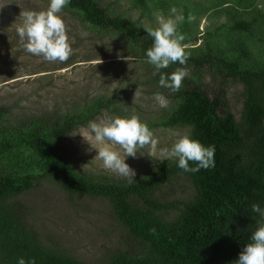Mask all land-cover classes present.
I'll list each match as a JSON object with an SVG mask.
<instances>
[{"label": "rangeland", "instance_id": "obj_1", "mask_svg": "<svg viewBox=\"0 0 264 264\" xmlns=\"http://www.w3.org/2000/svg\"><path fill=\"white\" fill-rule=\"evenodd\" d=\"M94 1L110 17L126 18L145 30L158 27L157 16L167 17L175 7L185 15L178 31L185 37L183 43L190 45L187 52L197 50L195 54L200 55L208 46L215 56L236 61L246 70H264V0ZM47 7L48 0H0V108L5 110L0 117V174L36 176L32 188L13 200L32 212L29 222L42 241L54 242L84 264H100L123 242V232L110 219L107 202L71 197L54 180L42 177V166L24 144V135L38 128L41 142L46 141L77 174L125 184L126 179L91 162L96 153L77 134L89 121L136 115L153 132L155 142L126 160L135 171L134 183L175 163L161 152L171 148L175 134L190 136L191 128L162 126L179 103L172 98L174 91L159 85L155 68L125 35L85 23L77 10L66 6L61 13L73 49L67 60L48 62L27 53L15 31L19 17L24 11L40 12ZM236 20L250 23L249 28L234 31ZM237 93L238 89L229 90L228 102L238 119L241 100ZM157 95L167 100V106L160 105ZM77 114L87 117L85 126L76 127L63 139L51 136V130ZM191 194V186L181 178L158 196L174 200L189 199Z\"/></svg>", "mask_w": 264, "mask_h": 264}, {"label": "trees", "instance_id": "obj_2", "mask_svg": "<svg viewBox=\"0 0 264 264\" xmlns=\"http://www.w3.org/2000/svg\"><path fill=\"white\" fill-rule=\"evenodd\" d=\"M67 7L81 12L93 27L122 33L146 58L153 38L145 29L126 18L110 17L94 0H70ZM249 26L236 20L232 29L244 32ZM195 51H186L184 65L176 62L161 70L166 77L177 69L187 73L172 96L179 101L177 108L162 126L190 127L193 139L205 147L215 145L213 168L184 172L176 161L136 183L100 181L74 172L64 157L41 142L38 128L24 135V144L42 166V177L54 180L71 197L107 202L123 242L100 264H234L264 222L252 211L253 204L264 209V70H246L215 56L208 46L200 55ZM231 89L239 90L238 119L228 102ZM4 112L0 108V117ZM86 119L83 114L68 117L50 134L63 139L85 126ZM181 178L192 188L189 199L158 196ZM35 179L31 174H0V264H17L21 257L35 264H84L54 242L44 243L29 222L32 212L13 200L30 190Z\"/></svg>", "mask_w": 264, "mask_h": 264}, {"label": "clouds", "instance_id": "obj_3", "mask_svg": "<svg viewBox=\"0 0 264 264\" xmlns=\"http://www.w3.org/2000/svg\"><path fill=\"white\" fill-rule=\"evenodd\" d=\"M70 0H48L44 11H24L20 15V23L16 26L18 43L29 54L41 57L48 62L65 61L72 54L66 24L62 18L64 9ZM171 15L157 16L158 27L147 28L153 38L152 46L146 51L147 62L155 68L154 75L159 73V85L178 91L187 73L177 69L169 76L161 72L170 64L179 62L184 65L189 54L186 49L190 45L183 43L185 37L178 31V26L185 21L183 11L171 8ZM192 20L191 16L187 17ZM136 95V93H135ZM161 106H167V100L157 95ZM94 150L96 155L91 162L111 173L134 183L135 171L126 163L129 157H135L144 145L155 142L154 134L138 116L100 118L89 121L87 127L78 132ZM76 134V135H77ZM177 139L171 148L162 150L161 155L166 159L177 161V166L184 172H198L215 167V145L205 147L199 140L189 135L175 134ZM190 162L195 167H190ZM252 211L264 218V209L258 204L252 205ZM17 264H35L34 260L26 261L19 258ZM234 264H264V222L260 223L250 236V242L244 245Z\"/></svg>", "mask_w": 264, "mask_h": 264}]
</instances>
